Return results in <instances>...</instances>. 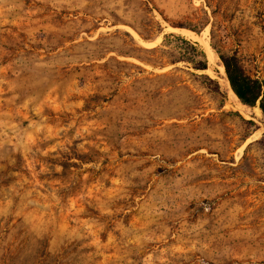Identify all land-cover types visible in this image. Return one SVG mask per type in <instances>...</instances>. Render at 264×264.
I'll return each mask as SVG.
<instances>
[{
	"label": "rangeland",
	"instance_id": "1",
	"mask_svg": "<svg viewBox=\"0 0 264 264\" xmlns=\"http://www.w3.org/2000/svg\"><path fill=\"white\" fill-rule=\"evenodd\" d=\"M221 54L264 78V0H0V264H264V118Z\"/></svg>",
	"mask_w": 264,
	"mask_h": 264
},
{
	"label": "trees",
	"instance_id": "2",
	"mask_svg": "<svg viewBox=\"0 0 264 264\" xmlns=\"http://www.w3.org/2000/svg\"><path fill=\"white\" fill-rule=\"evenodd\" d=\"M215 12V11H213ZM163 15V13L161 12ZM164 16V15H163ZM169 24L176 28H188L193 31H199V24L189 20H170L164 16ZM160 29L161 24L157 21L156 24ZM147 31V30H146ZM154 28L148 30L146 33L140 32L144 40H150L153 37ZM174 37L183 42L184 46H179V56L174 58L172 62L186 61L189 62L196 70H206L208 68V57L206 51L201 47L197 41L186 38L181 34L174 32L165 35L164 42L168 38ZM165 44V43H163ZM157 47L148 48L156 49ZM221 59L225 67L227 78L230 82L231 88L242 103L248 106H258L261 109L264 118V78L258 79L248 75L241 66L239 60L234 55L221 54Z\"/></svg>",
	"mask_w": 264,
	"mask_h": 264
},
{
	"label": "bare ground",
	"instance_id": "3",
	"mask_svg": "<svg viewBox=\"0 0 264 264\" xmlns=\"http://www.w3.org/2000/svg\"><path fill=\"white\" fill-rule=\"evenodd\" d=\"M173 30H177V31H179V32H183L184 34H186V36L188 35V36H190V38H199L200 40H201V42L204 44V46H205V50H206V52H207V55H208V59H209V61H211V62H213L214 63V52H213V50H212V48H211V46H210V43L204 38V37H200V35L198 36V35H196L192 30H189V29H186V28H173V27H171ZM218 63V62H217ZM215 65L217 66V68H218V72H219V74L220 75H224L225 74V68H224V66L223 65H217L216 63H215ZM227 78V77H226ZM220 80V79H219ZM224 80V79H223ZM222 84H223V82H222ZM232 90V89H231ZM232 92H233V94L236 96V94L234 93V91L232 90ZM237 97V96H236ZM238 98V97H237ZM241 102V101H240ZM258 110H259V112L261 113V109L259 108V107H256ZM258 112V113H259Z\"/></svg>",
	"mask_w": 264,
	"mask_h": 264
}]
</instances>
